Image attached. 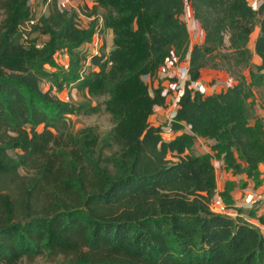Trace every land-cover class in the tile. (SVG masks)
<instances>
[{"label": "trees", "instance_id": "16d2710c", "mask_svg": "<svg viewBox=\"0 0 264 264\" xmlns=\"http://www.w3.org/2000/svg\"><path fill=\"white\" fill-rule=\"evenodd\" d=\"M29 1L0 0V264H264V236L241 216L253 212L229 217L209 209L214 158L261 183L264 0L257 7L250 0H94L79 10L102 12L113 45L82 79L96 22L83 29L75 9L60 11L51 0L24 43L18 27L37 16ZM186 4L199 44L191 45L182 20ZM63 50L68 71L54 61ZM169 59L188 62L171 128L189 133L165 141L149 119L165 105L153 81ZM203 70L224 72L234 84L208 96L194 92L190 84ZM43 81L58 90L76 83L78 92L106 99L65 103L42 90ZM256 90L263 114L250 124ZM100 113L114 121L102 140L94 128L66 130L68 117ZM198 137L215 142L212 154H195ZM229 192L219 194L228 207Z\"/></svg>", "mask_w": 264, "mask_h": 264}, {"label": "built area", "instance_id": "2783aa9c", "mask_svg": "<svg viewBox=\"0 0 264 264\" xmlns=\"http://www.w3.org/2000/svg\"><path fill=\"white\" fill-rule=\"evenodd\" d=\"M50 1L51 0H47V2L44 5L41 4L40 0H30L29 1L28 6L31 8V10L37 16L34 17L33 19L19 25L18 30H19V33L21 34V41L22 42H24V43L28 42V38H29L30 34L32 33L33 26L37 25V23H38V15L45 14L44 9L47 8V4ZM37 2H40V6H43L42 10H40L39 13H38V7L36 6ZM249 3L251 6L257 7L260 5L261 1L260 0H250ZM56 5L60 11L68 10L70 8H73V9L75 8L72 0H57ZM83 7L87 8V10L90 9L89 7H87V5L82 6L81 8H83ZM78 8H75V10L77 11V15H78L76 21H77V23H80L83 20L86 21V23L82 22L83 24H80V26L83 29H86L91 21L96 22L91 40L89 42L85 43V45H84L85 55L83 57V60L80 63L81 64V71H80V75H79L80 78L82 79L88 71H98V66L93 64L92 60L94 58H98L101 54V50H103V46H104L103 33H102L103 24H102V17L98 13L96 15H93V16H86L84 13L81 12V10H79L80 8L79 9ZM33 45L38 50L42 49L44 46L43 38L41 36L37 35V39ZM108 54H106V55H108ZM59 56H60V53L57 52L54 56L55 64L57 66H60L63 70L68 71L69 61L66 59L67 56L64 55L62 60H59ZM174 62H175V59L167 60L164 63V65L161 67L160 73H159L160 77H162V76L165 77V79L167 81L172 80L171 83H169L168 88L166 90H164V92H163V95H167L170 92L174 93V95H172V98L170 101L171 107L168 109V108H166L165 105L164 106L156 105L153 107V113H152V115H153V114H156L157 112H164V111L166 112L164 123L162 125H160L161 126L160 136L165 141H171L175 138L174 137L175 131H173L171 126H172L173 120L176 116V105L178 103V100H179L182 92H183L184 85L188 79V78H186L181 83L176 79V76L174 74V66H175ZM107 65L110 66L111 63L108 62ZM145 80L148 81V78H146ZM75 85H76V83L64 84L62 86L61 90H58V89H56V87L51 86V84L49 82L43 81L40 84V87L44 91L50 90V92L53 95H55L57 98H59L61 101L65 102V103H69L70 99H71L70 90L73 89ZM190 88L194 92H199L202 94L204 93V90L198 81L192 82L190 84ZM58 94H60V96ZM184 129H186L189 133V127L185 126ZM198 138H200V137H198ZM210 142H211V147H212L215 144V142L213 140H211ZM255 207H264V191L254 192L253 194L249 195L244 202L243 201L236 202L233 205V207L226 206L224 204V202L222 201V199L220 198V196L218 194H215V196L213 197V199L209 205V209L212 213L225 215V216H229V217L237 216V214H238L237 211L240 208L246 209V210H252ZM260 231L264 236V228L260 229Z\"/></svg>", "mask_w": 264, "mask_h": 264}, {"label": "crops", "instance_id": "0c3cea01", "mask_svg": "<svg viewBox=\"0 0 264 264\" xmlns=\"http://www.w3.org/2000/svg\"><path fill=\"white\" fill-rule=\"evenodd\" d=\"M72 2H73V5L75 8H78V7L81 8L82 6H86L87 4H89L88 2L93 3L94 0H90V1L89 0H72ZM36 6L38 8L41 7L40 2H37ZM98 12L100 14H102V12L100 10H98ZM186 14H188V15H190V17H192V11L187 4L185 5L183 15H186ZM82 22L86 23V21H84V20ZM198 30H199L198 36L197 37L194 36L193 41H191L192 35L189 32L191 45L199 44L202 41V34H201V30L199 28V25H198ZM102 33H103V35L106 34L108 36L106 38V42L108 39H110L107 42L108 43L107 46L109 47V49H107V46L105 45L106 42L104 39V46H103V50H102L105 54H108L112 50L113 35H112V32L110 30H103ZM255 38H256V36L252 39V41H254ZM187 69H188V62L187 61L177 63L174 66V74L176 76V79L180 83L183 82V80H185L187 78ZM52 71H54V69L51 68V72ZM199 80L204 85V93L203 94L205 96L218 93L222 90H226L227 87L234 84V81H232V79L229 77L228 74L221 72V71H213V70L201 71L198 81ZM148 82H149V80H148ZM168 85H169V81H167L165 79V77H163V76L158 77L157 80L153 81V88L154 89L159 86V87L163 88V90H166L168 88ZM149 86H151V83H149ZM71 94H72V89L70 90V96H71ZM172 95H174L173 92H170L169 94L166 95L165 106L168 109L171 107L170 101H171ZM255 97H257V96H255ZM69 103H71V102H69ZM255 107H254L255 116H254V118L250 119V124H253L255 119L257 117H261L263 114V110L261 111V114H258ZM165 115H166L165 111L164 112H157L156 114L151 115V117L149 119L150 125L153 127H158V126L162 125L164 123ZM183 131L188 133V131L186 129H183ZM183 131L175 132L174 137L181 135L183 133ZM210 141L211 140L204 139V138H197L195 141V154L196 155L212 154ZM212 163H213L214 171L216 174V193L215 194L219 195L220 193H222L225 190L226 187H228L230 190L229 195H230V198L232 201V204L230 207H233V205L236 202H240V201L244 202L247 199V197L249 195L253 194L254 192L264 191V162L259 165V173H260L261 183L258 186H255V184L251 180H247L244 175H233L231 172L225 171L223 169L224 167H223L222 161H219V160L214 158L212 160ZM243 183L245 184V186H242ZM238 210L252 211L254 214L252 217H249L245 214H242L241 216L243 217V219L247 223L251 224L252 226L259 228V229L264 228V223H262L260 221V218H263V221H264V207H255L252 210H246V209L240 208Z\"/></svg>", "mask_w": 264, "mask_h": 264}, {"label": "rangeland", "instance_id": "374dc122", "mask_svg": "<svg viewBox=\"0 0 264 264\" xmlns=\"http://www.w3.org/2000/svg\"><path fill=\"white\" fill-rule=\"evenodd\" d=\"M90 1V0H89ZM89 4H87V7H91L92 3L88 2ZM42 7L38 8V13L40 12V10H42ZM44 13H47V8L44 9ZM99 15V12H97ZM182 20L186 23L187 28L189 30V32L192 35L191 41L194 40V36H198L199 30H198V24L197 22L194 21V19L192 17H190V15L186 14L182 16ZM80 24H83L82 22H80ZM103 43H104V39L106 42V38L108 37L106 34L103 35ZM110 39L107 40V42ZM105 43V45L107 46L108 43ZM107 49H109V47L107 46ZM60 56H59V60H62V58L64 57V55H66V59L69 61V57H70V53L66 50L60 51ZM65 59V60H66ZM58 60V61H59ZM253 60L254 62L257 63V58L255 53H253ZM64 62V61H63ZM59 69H61L60 66H58ZM46 69L51 71V68L48 66L45 67ZM247 75V72H244ZM172 80L169 81V83H171ZM201 85V87L204 90V85L203 83L199 80L198 81ZM73 88V87H72ZM60 96V94H58ZM255 97L256 99V107L255 109L257 110L258 114H261L260 110V104H261V97L263 96V91L262 90H256L255 91ZM62 97V96H61ZM71 98L72 100L70 101L71 103L74 104H88V105H92L95 106L98 103H102L106 98L105 97H99V98H92L90 96H87L85 94H82L80 92L77 91L76 87H74L72 89V94H71ZM67 129L68 131H70L71 133H75L78 132L79 130L83 129V128H94V131L96 133V135L99 136V138L102 140L103 138H105L108 133L110 132L111 128L114 126V121L111 119V117L105 113H100L97 115H90V116H78V117H68L67 118ZM41 128H39L40 130ZM169 159H171L169 157ZM174 160V159H171ZM21 174H24L23 171L20 170ZM24 264H46L43 259L41 258H37L34 261H23Z\"/></svg>", "mask_w": 264, "mask_h": 264}]
</instances>
